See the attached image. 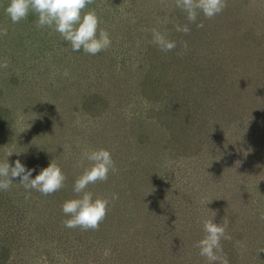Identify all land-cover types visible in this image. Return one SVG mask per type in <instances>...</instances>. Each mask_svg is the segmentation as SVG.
Masks as SVG:
<instances>
[{"label": "rangeland", "instance_id": "rangeland-1", "mask_svg": "<svg viewBox=\"0 0 264 264\" xmlns=\"http://www.w3.org/2000/svg\"><path fill=\"white\" fill-rule=\"evenodd\" d=\"M113 1L97 0L96 5L100 9ZM169 1L157 2L167 5ZM7 3L0 0V104L9 103L13 125L5 128L7 138L0 141V161L12 152L9 163L21 160L36 169L34 178L55 159L67 178V191L58 192V203H63L74 197L72 184L88 164L82 153L105 148L111 152L117 171L110 173L107 181L89 186L94 195L110 200L101 228L69 229L63 226L66 217L56 214L63 230L60 234L73 230L74 237L68 238L76 240V245L81 241L78 247L92 244L94 252L108 253V261L127 262L135 247L131 241L143 235L141 227H146L147 221V245L139 244V251L146 252L148 258L140 263L207 264L196 243L204 235L203 220L210 218L209 200L213 201L204 197L209 187L215 183L225 187L233 204L228 210L238 214L240 200L246 201L248 208L253 201V184H264V89L261 92L251 87L255 83L260 89L264 86V49H255L256 42L251 45L254 52H250L245 38L236 36L247 26L236 17H222L219 24L213 21L215 16H199L197 24L203 27L196 33L203 39L194 40L191 31L185 37L178 32L180 38L172 39L177 47L164 52L163 70L156 71L161 80L150 87L147 81L142 83L145 71L136 67V59L141 57L130 48L137 52L142 42L151 43L152 29L166 33L170 25L188 24L186 16L178 19L162 11L152 15L145 2L117 0L122 8L128 5L129 12L123 15V22L100 26L112 43L105 50L110 53L96 58L83 51L73 52L58 33L37 27L33 15L13 24L3 12ZM89 10L99 13L96 7ZM258 17L263 20L259 12L255 19ZM257 33L255 38H264V23L259 22ZM154 61L159 68L162 61L158 57ZM187 94L185 102L178 100L180 96L185 100ZM51 103L56 108L51 107L54 111L44 117L43 105ZM223 104L239 112L237 123L242 131L233 126L231 130L221 122L225 120L217 119L219 113L214 110ZM261 115L263 122L258 120ZM216 123L220 125L215 127ZM243 126L253 127L251 132L256 134L248 135ZM180 134L183 136L176 139ZM258 137L257 142L251 140ZM21 189L28 192L15 183L6 191L0 190V201L9 211L14 209L12 205L19 208L21 200L16 196ZM113 194L118 199L112 200ZM42 196L50 201V195ZM173 206L178 208L171 210ZM49 229L56 235L55 225ZM63 239L68 242L66 235ZM118 240L123 244L114 247L112 243ZM114 249L119 252L111 254ZM233 257L238 263L231 264L247 263L244 255L236 253V245Z\"/></svg>", "mask_w": 264, "mask_h": 264}, {"label": "trees", "instance_id": "trees-1", "mask_svg": "<svg viewBox=\"0 0 264 264\" xmlns=\"http://www.w3.org/2000/svg\"><path fill=\"white\" fill-rule=\"evenodd\" d=\"M116 1L117 0L113 1L110 4H105L108 5V7L105 5H101L100 9H98L96 5L97 0H91V5L87 6V9L85 10L87 11L91 8L93 9L94 7H96L97 11L99 12L97 14L100 20L99 26H101L104 23L123 22L124 20H126V18H124L123 20L122 17L126 12L127 13L129 12L128 11L129 6L125 5L122 8V6L118 5ZM139 1L145 2V4L149 7V10H151L150 14L152 15L156 13V11H162L163 13L169 12L170 17H176L178 19H180L182 16H185V14L179 8L176 7V0L169 1L167 5L158 4L160 0H139ZM103 7H106L107 10L103 11L102 10ZM258 12L261 13V16H263V20L259 17L255 19V16L258 14ZM200 16L204 17L202 14ZM222 17H225L226 19H230V17L231 18L236 17V21H239L242 24L244 23L245 26H247V28L242 26L240 28V31H238L240 32V34H237L236 36L245 38V41H247L246 46H248L247 48L248 51L254 52V46L251 47V45L252 44L255 45L256 42H259L258 43L259 45L255 49H257L258 51H262V49H264V44H263L264 38L263 39L261 37L255 38V36L258 35L257 25L259 24V22L264 23V0H228V2L225 4L223 11L219 15H216L215 20L213 21H217L219 22V24H221L223 19ZM252 17L253 19H251ZM201 28L197 26H193V27L190 26L189 29L191 32L190 31L189 32L190 35H194L195 38L194 40L203 39L202 37H199L200 35L196 33V31H200ZM172 30L174 31L172 32ZM242 30L244 31L242 32ZM245 32L247 33L245 34ZM188 33L185 34L182 32L181 35L185 37L188 35ZM164 34L170 40H172L173 38L178 39L181 36L176 31V26L173 25H170L168 31H166V33ZM191 39H193V36L191 37ZM130 51L137 53L136 55L137 57H141L136 59L137 66L135 63V59H132V63L133 66H136L138 69H143V71H145V77L142 83H144V81H147L146 83H149L150 87H153V85H155L156 82L161 80V77L159 76L160 73H156V71L163 70L164 67L163 59L167 57V55L164 54V52L161 51L159 52L157 46L154 45L152 42L151 43L142 42L137 52L135 51L134 47H131ZM130 51L129 53H132ZM106 52L110 53V51L104 50L98 53L97 55H95V57L96 58L103 57ZM154 57L156 58L158 57L159 62L162 61L161 64L159 65V68L155 64L156 62L154 61ZM168 66L170 67V65ZM222 79L225 80L226 78H222ZM251 87H256L257 90H261V92L264 89V86L263 87L261 86L262 88L260 89V86L257 83H255ZM253 94H260V93H253ZM187 99H188V94L185 100L182 96L178 98V100H181L183 102H185ZM226 104L221 105L220 106L221 109L214 110V113H219L218 115L219 117L217 119H223L225 121H221V122H223L224 125H227L230 128L231 126H233L234 130L242 131V126H239V124L237 123L239 120V116H238L239 112H236V109L235 111H230L231 107L228 108ZM8 105L9 103L7 104V102L4 105L0 104V141L2 143H3L2 139L4 140L7 138L5 136L7 133L5 131V128L10 127L11 124L13 125V121L10 116L11 113L9 114L10 107H8ZM85 106L86 104L84 105V108ZM249 106L244 107V110L248 112ZM51 107L56 108L55 103L43 105L42 115H44V117H46L47 114L50 116L51 115L50 112L54 111L53 108ZM262 114H263V109H262ZM168 118L172 119V117H168ZM251 118L254 122L252 116ZM174 119H176V117ZM258 120L263 122L262 121L263 115H261ZM254 123H258V122H254ZM215 125H216L215 127H217L220 124L217 125L216 123ZM243 128L244 130H246L248 135L256 134L254 133L256 131L251 132V130L253 129V127L251 126L249 127L243 126ZM233 129L231 128V130ZM14 132H17V130L15 129ZM245 134L246 133H244V135ZM209 135L210 134H208L207 136ZM182 136L183 135L181 134L177 135L178 138L176 139H180ZM259 138L260 137L251 140L253 142L255 141L257 142ZM2 155L3 154H0V159ZM47 166L48 165H46L45 167ZM97 188H99V186H96L95 190ZM209 188L210 190L207 191L204 196V197L209 196L213 201L211 203V201L209 200V203L210 205H212V208L208 210L210 217L208 218V220L213 219L214 216L216 215L214 218L215 223L222 222L224 217L229 221L226 231L229 230L228 236H230L231 239H225L224 243H221L224 253L227 254L228 256L229 262L233 261L238 263V261L236 260L238 258L236 257V259H234L233 257V249L235 248L236 245V253L239 251L240 254H242V256L244 255V257H246V259H244L247 261L246 264H264V184L261 181L259 183L253 184L252 187L253 192L251 193L250 198L252 197L253 201L256 202L252 203L253 202L252 201L248 208L246 207L248 206L246 201L242 202L240 200V202L238 203L239 206L236 205L238 214L234 213L233 210H228L233 204L228 200L229 193L228 191L225 190V187H222L220 183H215L212 184L211 187ZM91 190H94V188H92ZM66 191H67L66 187H63L61 190L51 194L49 197L50 198L49 202L51 205L49 204V202L47 203L46 200L43 199V196L39 192L35 190H32V192H24L23 189L17 190L18 196L16 197L20 198L21 200V203H17V206L19 208L12 205L13 206L12 208L14 209L9 211L7 208H5V205L7 204L3 203V201H0V203L4 204L3 206L0 204V264H152L147 262L140 263L141 261H139L140 259L145 260L148 258L146 252L139 251V244L147 245V242H144L145 239L144 235L147 236V228H149L150 226L149 224H147V221L144 223V225L141 224L143 226L146 225V227H141L143 228L141 229V233L143 235L140 236V238H137L136 235L134 236L133 239L134 241H131V244H133L135 247L127 257V262L122 261L120 263L117 262L112 263L108 261L110 258V256H108V253L100 252V250L99 252L98 251L94 252L92 244H90L89 246H87V244H84V246L81 245V247H78V244L81 241L76 245L74 244L76 243V240H73L75 242H72V240L68 238L69 235L74 237L73 230H68L67 233L63 232L62 234H60L63 230L61 228L60 221L56 216V214H61L60 216H63V214L61 212L62 202L58 203V198H59L58 192L65 194ZM255 192L258 195H254L256 194ZM236 201H238V199H236ZM199 206L200 205L197 204V207ZM177 208L178 207L175 208V206H173L171 210H176ZM204 211H202L201 213H204ZM60 220L62 221V219ZM52 224L55 225L56 235L50 234L49 227ZM99 227L101 228V226ZM101 230L103 231L104 229ZM105 231L106 230H104V232ZM76 232H80V231L77 229ZM63 234L67 236L68 242L63 241L64 240ZM104 235L106 236V234ZM167 237L170 236L168 235ZM237 241H239L240 243L234 244ZM112 244L114 245V247H119V245L123 243L120 240H118L113 242ZM178 247L179 245L177 246V250ZM174 250H176L175 246H173V251ZM170 251L172 252V249H170ZM117 252L119 251L117 249H114L113 251H111V254H115ZM62 257H65L66 259L64 260L62 259ZM164 263L162 260V264Z\"/></svg>", "mask_w": 264, "mask_h": 264}, {"label": "clouds", "instance_id": "clouds-1", "mask_svg": "<svg viewBox=\"0 0 264 264\" xmlns=\"http://www.w3.org/2000/svg\"><path fill=\"white\" fill-rule=\"evenodd\" d=\"M90 2L91 0H8L3 12L13 24L33 15L37 27L49 28L58 33L73 52L83 51L94 56L108 49L112 41L109 33L100 28L95 10H85ZM176 7L185 14L188 24L203 27L202 23L197 24L199 16L202 14L211 19L219 15L225 7V0H176ZM188 24L177 25L176 31L187 34L190 31ZM151 34L152 43L160 51L170 52L177 47L176 41L168 39L164 33L152 29ZM12 155L9 152L8 159L0 162V190L6 191L15 183L23 185L28 192L35 190L42 195H51L64 187L67 178L55 159L33 178L36 169L28 168L19 159L10 164L9 157ZM82 159L88 164L72 184L74 197L66 199L61 205V212L66 217L63 223L69 229L96 230L107 215L110 200L94 195L89 186L107 181L109 174H115L117 169L111 152L105 148L87 149L82 153ZM17 178L18 182H13ZM111 199H118V196L113 194ZM214 218L202 222L204 235L197 241L196 247L207 264H230L221 244L222 240L231 239L226 234L229 221L224 217L222 222L215 223Z\"/></svg>", "mask_w": 264, "mask_h": 264}]
</instances>
